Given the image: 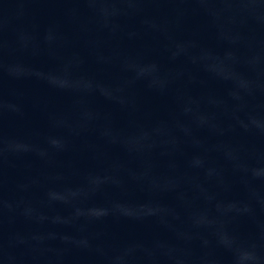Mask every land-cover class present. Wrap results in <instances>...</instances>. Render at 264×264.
Here are the masks:
<instances>
[{"label": "water", "instance_id": "water-1", "mask_svg": "<svg viewBox=\"0 0 264 264\" xmlns=\"http://www.w3.org/2000/svg\"><path fill=\"white\" fill-rule=\"evenodd\" d=\"M0 264H264V0H0Z\"/></svg>", "mask_w": 264, "mask_h": 264}]
</instances>
